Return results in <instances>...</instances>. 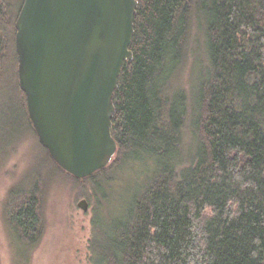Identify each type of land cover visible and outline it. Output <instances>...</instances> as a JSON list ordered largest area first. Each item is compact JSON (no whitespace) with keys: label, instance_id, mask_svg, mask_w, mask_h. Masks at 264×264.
Listing matches in <instances>:
<instances>
[{"label":"trees","instance_id":"obj_1","mask_svg":"<svg viewBox=\"0 0 264 264\" xmlns=\"http://www.w3.org/2000/svg\"><path fill=\"white\" fill-rule=\"evenodd\" d=\"M137 1L133 59L113 96L114 158L79 179L43 147L44 172L7 193L6 223L36 243L56 174L100 190L140 162L119 213L101 224L95 212L92 264H264V0ZM7 7L0 0V72L11 47L17 59ZM191 68L192 97L182 81Z\"/></svg>","mask_w":264,"mask_h":264},{"label":"water","instance_id":"obj_2","mask_svg":"<svg viewBox=\"0 0 264 264\" xmlns=\"http://www.w3.org/2000/svg\"><path fill=\"white\" fill-rule=\"evenodd\" d=\"M137 0H23L15 20L17 75L38 141L86 178L114 158L118 78L133 59ZM78 207L87 210L81 199Z\"/></svg>","mask_w":264,"mask_h":264},{"label":"rangeland","instance_id":"obj_3","mask_svg":"<svg viewBox=\"0 0 264 264\" xmlns=\"http://www.w3.org/2000/svg\"><path fill=\"white\" fill-rule=\"evenodd\" d=\"M5 19L8 38L14 37L15 22L23 0H6ZM15 24V23H14ZM16 51V50H15ZM18 61L12 47L0 72V264H92V223L96 217L106 224L119 213L124 202L140 183L144 174L140 162L126 164L115 171L109 181H100V190L91 183L75 184L60 173L45 189L44 228L41 238L33 244L23 242L6 223L4 202L11 187L29 185L46 166L45 150L30 126L25 95L17 75ZM183 78V86L193 96L196 73L193 68ZM188 134V133H187ZM184 149L189 135H184ZM138 179H140L138 181ZM87 194L84 196L83 194ZM106 193L107 198H103ZM85 199L87 210L77 203Z\"/></svg>","mask_w":264,"mask_h":264}]
</instances>
